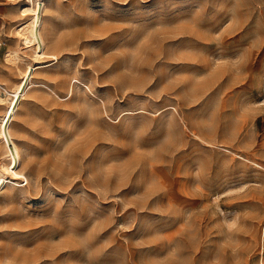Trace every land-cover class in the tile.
<instances>
[{"label":"rangeland","instance_id":"obj_1","mask_svg":"<svg viewBox=\"0 0 264 264\" xmlns=\"http://www.w3.org/2000/svg\"><path fill=\"white\" fill-rule=\"evenodd\" d=\"M34 1L0 264H264V0Z\"/></svg>","mask_w":264,"mask_h":264},{"label":"bare ground","instance_id":"obj_2","mask_svg":"<svg viewBox=\"0 0 264 264\" xmlns=\"http://www.w3.org/2000/svg\"><path fill=\"white\" fill-rule=\"evenodd\" d=\"M9 1H17V0H9ZM19 1H22V0H19ZM25 1H26L27 5L22 6L20 8V14L22 17L27 18L28 20L26 19L27 21L25 23H23L17 27L15 35L25 48L34 50L35 58H34L33 63L28 64L27 71L24 74V77H26L27 72L29 70H32L30 78H29L28 82L26 83V85L24 86V88L21 89L22 81L24 78L16 86L15 94H16L17 99L15 100V105L13 108L14 112H15L16 107L18 105V100L22 99L24 97V93L28 89V87L31 83V76L34 72L33 66L36 64L35 69H38L39 66L37 64V60L46 57V53L44 51L45 43H44V39L41 35L42 11L45 7V4L37 3V2H36L37 4H35L34 0H25ZM40 4H42L43 7H40L39 28L37 31L38 36H36L35 25H36L37 14H38L37 10H38V7L41 6ZM37 37L39 38V41L37 40ZM39 46H41V52H38ZM53 58L56 59V57H53ZM16 60L13 56L9 57V61H11L13 63H16ZM7 114H8V112H7ZM7 114L4 116V118L2 117L3 118L2 120L0 119L1 120V122H0V141L2 143V149H3L2 159H5L7 161V163L3 162L0 165V190L4 185L13 183L16 179L22 178V176H20L17 173V171H15L16 170L15 168L19 167V165H20V155H19L17 146L15 145V143L11 137V134H10V124H11V120L13 118L14 113L10 117L8 125L6 127L7 135L9 137L11 145H8L6 138H5V135H4V132H3L4 122H5V118H6ZM11 149L13 150V152L11 151ZM24 180L26 181L27 179L24 178Z\"/></svg>","mask_w":264,"mask_h":264},{"label":"crops","instance_id":"obj_3","mask_svg":"<svg viewBox=\"0 0 264 264\" xmlns=\"http://www.w3.org/2000/svg\"><path fill=\"white\" fill-rule=\"evenodd\" d=\"M13 5L15 4L9 3V0H0V66H6L8 65V63L15 64L9 61L10 56H13L15 60L17 59L16 62L22 59L17 54L16 49L18 47L24 50H30L33 52L32 56L35 55L34 50L25 48L17 37H6L7 34L5 35L4 33L7 32V30L11 28L12 24L15 22V12L13 10L15 8ZM31 63L33 62H25V68L22 71V77L20 78L18 83H20V81L24 78V74L27 71L28 64ZM35 65L33 66L34 71L36 70Z\"/></svg>","mask_w":264,"mask_h":264},{"label":"water","instance_id":"obj_4","mask_svg":"<svg viewBox=\"0 0 264 264\" xmlns=\"http://www.w3.org/2000/svg\"><path fill=\"white\" fill-rule=\"evenodd\" d=\"M37 20H36V25H35V34L36 36L37 35V31H38V28H39V16H40V6L38 7V10H37ZM37 40L39 41V38L37 37ZM38 52H41V46H39V49H38ZM32 73V70H29L26 74V77H24L23 81H22V86H21V89L24 88V86L26 85V83L28 82L29 78H30V75ZM14 105H15V102L12 104V106L10 107L9 111H8V114L5 118V122H4V129H3V132H4V135H5V138H6V141L8 143V145H11L10 144V140H9V137L7 135V131H6V127L8 125V122H9V119L10 117L12 116L13 114V108H14ZM11 151L13 152V150L11 149ZM14 165V164H13Z\"/></svg>","mask_w":264,"mask_h":264},{"label":"built area","instance_id":"obj_5","mask_svg":"<svg viewBox=\"0 0 264 264\" xmlns=\"http://www.w3.org/2000/svg\"><path fill=\"white\" fill-rule=\"evenodd\" d=\"M1 45V44H0Z\"/></svg>","mask_w":264,"mask_h":264}]
</instances>
